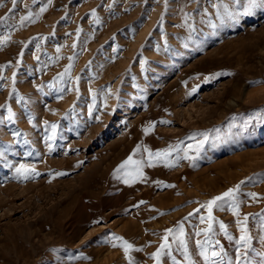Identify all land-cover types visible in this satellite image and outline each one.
<instances>
[{
	"label": "rangeland",
	"instance_id": "rangeland-1",
	"mask_svg": "<svg viewBox=\"0 0 264 264\" xmlns=\"http://www.w3.org/2000/svg\"><path fill=\"white\" fill-rule=\"evenodd\" d=\"M214 4L235 7L0 0V264H156L168 229L162 264H187L181 224L203 264L202 205L238 185L239 217L231 201L213 207L209 251L235 261L248 217L247 255L262 264L264 12L212 28ZM146 149L170 155L149 167ZM129 157L144 161L142 177L120 168ZM20 165L34 171L24 178Z\"/></svg>",
	"mask_w": 264,
	"mask_h": 264
},
{
	"label": "snow or ice",
	"instance_id": "snow-or-ice-1",
	"mask_svg": "<svg viewBox=\"0 0 264 264\" xmlns=\"http://www.w3.org/2000/svg\"><path fill=\"white\" fill-rule=\"evenodd\" d=\"M17 0H12L13 6H15ZM51 2V0H49ZM167 3V0H166ZM232 4L235 7H230L229 4H223L222 8L223 11H221V5L220 4H214L213 7L216 8V16L219 19V25L216 23H211L210 26L212 28H216L218 26H223L226 23L232 22L236 23L239 21V19L243 16H250L254 15L256 12H264V0H232ZM41 12L46 11L45 8H41ZM93 15H95V11H93ZM32 19V13L29 12L27 16L21 17V24H23L26 20ZM188 17L186 16V23H187ZM189 27L192 29V31H195V28L193 25H189ZM59 51V49H58ZM6 67V66H5ZM72 67L70 64L67 69H65V74L68 73V70ZM13 83H15V80L13 78ZM13 91L15 92L16 89L13 88ZM23 99V97H21ZM9 111V119L11 120L14 116V113H12L11 108L8 109ZM47 124V122H45ZM164 123H168L165 121ZM57 125L53 124L51 126L53 133L55 132ZM150 129H145V131H149ZM137 152L140 151L138 148L136 150ZM148 151V166L153 167L155 164L152 163L154 159L156 160H163L167 162V159L170 155V150L166 151H158L156 153H152L150 150ZM135 154V153H134ZM0 155H3L2 152H0ZM129 165H132V171L128 174L129 176L135 175L137 178L143 176L142 168L144 166V161L143 160H133L132 157H129L127 161H125L120 168L124 169L127 168ZM168 167L174 166L172 163L167 164ZM17 174L24 176V178H27V175L34 171L31 168L26 167L25 165H20L19 168L16 169ZM119 171V169H118ZM60 175H63V173H60ZM125 183H128L129 181L126 179L124 181ZM161 183V182H157ZM168 187H172V185H167ZM239 191V185L234 188V189H229L228 191L224 192L220 196H216L212 200L208 201L207 204L202 205V207H206L208 209V227L207 229L204 230V235L206 237L205 240L201 241L199 239L196 240V245L198 248V255L203 258V264H253L251 259L247 255V249L251 248V242H252V237L248 234V230L246 228V222L248 217H244V221L241 222L237 220L238 224H241L240 228V236L237 241V244L240 245V248L237 250L236 253V260L233 261L232 259H226V255L224 253L223 248L220 249V251H209V249L212 246V241L209 238V234L213 232V223L215 221V218L212 215V210L213 207L217 205V202H223V203H228L229 201L232 202V209L233 212L237 217H239V200L237 198V193ZM252 198H256V193H250L249 194ZM199 211V209H197ZM203 219V218H202ZM220 230L227 235V226L223 224V222H220ZM173 230L168 229L167 233L164 236V243L160 245L159 250L153 254V259L156 261V264H162V256L169 255L171 256V249H172V244L169 242V236L172 234ZM197 235H200V233H197ZM229 239H232L231 236L228 237ZM112 239L114 241H120L119 244L113 243V247H121L125 254H129L130 251L133 249V245L129 243L127 240H124L122 237H116L113 235ZM175 239L178 241L179 249L182 250L183 256L185 257L187 264H197L196 260L193 259L192 254L189 252L188 249V243L187 240L185 239V232L183 225L181 224L178 234L175 236ZM261 257H264V252L258 253ZM174 264H175V257H172ZM262 264H264V261H262Z\"/></svg>",
	"mask_w": 264,
	"mask_h": 264
},
{
	"label": "bare ground",
	"instance_id": "bare-ground-1",
	"mask_svg": "<svg viewBox=\"0 0 264 264\" xmlns=\"http://www.w3.org/2000/svg\"><path fill=\"white\" fill-rule=\"evenodd\" d=\"M156 180H157V179H156ZM156 180H155V181H156ZM166 183H167V182H166ZM74 236H75V235H74ZM72 239H74V238L72 237Z\"/></svg>",
	"mask_w": 264,
	"mask_h": 264
}]
</instances>
